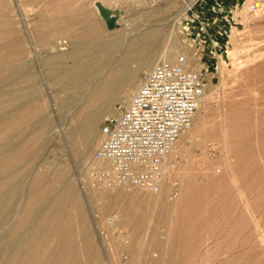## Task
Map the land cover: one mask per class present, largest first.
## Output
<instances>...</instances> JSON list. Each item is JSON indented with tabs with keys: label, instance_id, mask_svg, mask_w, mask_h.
Instances as JSON below:
<instances>
[{
	"label": "rangeland",
	"instance_id": "1",
	"mask_svg": "<svg viewBox=\"0 0 264 264\" xmlns=\"http://www.w3.org/2000/svg\"><path fill=\"white\" fill-rule=\"evenodd\" d=\"M165 1L100 0V3H105H101L104 6L101 10L102 14H100L101 11H96L95 7L88 6V0H0V22L5 21L4 17L6 16L12 18L13 26L17 25L16 27H18L19 24H23L19 25L18 28H27L26 32L28 31L27 33L30 35V39H28L30 43L27 42L30 46L27 45L30 48L28 59L33 72L39 75L38 84L44 92L43 96L48 101V113H51L50 116L52 115V121L47 124L50 127L46 126L48 131L51 129L52 133L49 134L47 131L46 137L39 138L33 146L35 154L29 159L28 162L30 163L27 162V165H25L26 169L29 168L30 171L33 169V172L29 174L30 176L27 175L25 184L28 185V180H31L34 173L38 171L40 173L44 172V175H47L46 180H50L48 182L43 180V183L53 181V184L57 186L63 184V181L57 179L61 172L65 175V178L67 177L66 181L70 182L69 179H75L74 183L73 180L71 182L77 187L79 186V188L75 187L83 197V208L86 211L83 222L78 218L79 225H89L92 228H90L91 235L93 236V233H95V242L98 239L99 247L101 250L103 249V254H106L104 257L107 261L112 260V264L118 262L122 264L123 262L118 261L120 256H117L121 253V244H116L119 242L112 239V237H116L115 234L119 229L125 230L127 225L132 226V220L137 217H144L145 227L143 226V229L149 228L150 230H146L147 234L145 236L144 231L141 229V234H139L142 236L143 233L144 238L140 235L137 237L143 238L141 242L144 248H147V244L150 243L148 241L151 232L154 231L161 239H166V233L172 232L176 240L170 241V243H173L175 248L181 247L179 253L183 251L182 255L189 252L193 253L197 249V254L194 252L195 256L194 253L192 255L189 253V258L183 259L185 255H181L182 258L178 257L179 261L180 259L185 261L183 264H264V242L262 240L264 239L262 237V232L264 233V0H255L260 3V9L256 10L254 8L249 13L242 11L243 6L249 0H178L179 2L175 6L177 8H172L174 10H171L166 16L159 12L151 16L141 15L143 7H165ZM7 3L8 7L6 6ZM38 7L39 13L48 18L54 15L79 17L83 19L82 26L90 19L95 20L97 18L105 29L107 25L104 24L103 20L106 18L105 15L109 14L113 15V18H116L117 21L123 20L130 22L131 25L135 24L133 26L136 27L137 32H142L152 25L162 26L165 32V41H163L162 46L178 39L187 47L190 53V57L187 56L190 67L203 70L205 76L204 90L207 95L205 103L203 102L197 111L194 138L186 142L187 145L184 146L182 151H178L175 156H169V159L175 162L174 168H176L172 175L175 176L177 173H181L177 180H180L183 184L182 195L180 194L174 200H170L166 198L167 195L162 196L157 193L159 196L157 199L155 197L156 200L154 201L153 194L155 193H153L147 201L137 204L140 207L138 210L132 211L137 208L133 196L146 192L138 190L131 193L124 189L109 188L110 190L106 189V191L111 192L112 190L113 192L108 194L103 191L104 189L98 181L95 180L96 182L93 183V179L90 181L87 178L89 171L85 167V163L89 156L84 157L85 162L83 163V157L77 154L78 142L75 130L78 128V123H74L72 119L74 113H79L84 101L80 103V106L79 101L78 104L76 102L73 107L71 106L72 108L69 106L72 109L70 111L68 105L63 103L66 92L62 91L53 82V77L47 74L43 65V58L47 54H51L47 51L58 53L60 50L67 51L71 47V35H55L50 39L51 47L49 46L48 49L43 48L44 43L38 41L29 32L39 19L33 12L31 13V9ZM18 14L20 17L23 16L20 18L17 16ZM198 14L200 19L205 21L209 28L213 29L212 31L222 33L218 35V53L214 57L209 56L208 51L204 52L203 57L199 53V50H205L208 47L210 50L211 45L209 42L199 45V40L195 38L199 27L196 19ZM10 15L11 17H9ZM14 15L18 21L14 18ZM13 18L15 21H13ZM209 19L210 22H208ZM104 21L106 22V19ZM116 25L113 28L107 26L106 29L112 33L124 27L123 22ZM55 28L59 30L58 25H54ZM50 48L52 49L50 50ZM234 49L236 54L232 55ZM180 53H182L181 55H187L183 54V50ZM156 64L157 62L151 68L142 69L138 73V83H141L143 73L152 69ZM131 66L135 67L136 63L132 62ZM55 86L59 89L56 90ZM0 87L2 89L3 86ZM119 102L121 101L114 100L111 105L112 108L115 103ZM4 108L5 106L2 109ZM108 110H110L108 106L103 109L99 122V134H97L98 143L90 157L94 155L101 141L102 119L109 112ZM69 130L74 133L67 134ZM52 134L53 136H51ZM76 146L77 150L73 149ZM34 155L36 158H33ZM33 160L35 162L39 161L38 164ZM31 165L35 166L32 167ZM36 166L39 168H35ZM81 171L82 173H79ZM74 174L75 178H73ZM79 174L87 176H84V178L80 176V178ZM80 179H82V184H80ZM85 179H88L90 183L88 184L89 181L87 180V183H85ZM56 181L61 183H55ZM86 185L87 187H85ZM110 194L113 198L110 197ZM106 198H109L107 202H105ZM110 201V208H104L101 204L106 203V207L109 206ZM128 202L130 204L134 202V204L128 206ZM165 202H168L167 207L171 208L170 215L167 216L162 211V209H165ZM126 207H129V211L123 210ZM97 208H101L102 211L100 212ZM108 208L112 210H108ZM105 209L111 212L105 213ZM97 211L100 214L103 212L102 218ZM112 211L114 212L112 213ZM110 214L117 215V224L114 228L102 221V219L106 221ZM158 214H162V216ZM159 217L164 219V223L160 222ZM157 219L160 223L157 222ZM100 221L102 224H99ZM157 225L162 226L158 227ZM98 226L100 229H98ZM260 229L262 230L260 231ZM92 231L94 232L92 233ZM126 234L128 235L127 232ZM156 234L152 235L153 239ZM129 236L131 241L135 240L133 236ZM152 237L150 240H152ZM173 237L172 239H174ZM112 241L115 244L112 245ZM164 242L167 243L166 240ZM95 244L97 245V242ZM109 244H111L110 247ZM115 245L116 247H114ZM114 248L116 250L119 248V251ZM183 248H185V251ZM188 248H192V251ZM207 249H209V252H207ZM110 251L116 252L113 256L114 258L117 256L116 259H113V253ZM191 256L193 257L191 258Z\"/></svg>",
	"mask_w": 264,
	"mask_h": 264
},
{
	"label": "bare ground",
	"instance_id": "2",
	"mask_svg": "<svg viewBox=\"0 0 264 264\" xmlns=\"http://www.w3.org/2000/svg\"><path fill=\"white\" fill-rule=\"evenodd\" d=\"M178 2V0H166V6L163 5L165 7H143V13H141V15L151 16L159 12L163 13V16H166L171 10L177 8H175V6H177ZM101 3L100 0H88V6L95 7L96 11L103 10L102 8L104 5L102 4L105 3ZM3 5L5 4L3 3ZM6 6L8 7V3ZM259 7L260 3L255 0H249L243 6L242 11L244 13H249L254 8L258 10ZM38 9L39 7L31 9V13L33 12L39 19L29 32H31L38 41L44 43L43 48L48 49L49 46L51 47L50 39L55 35H71L70 39H72V42L69 40L72 43L71 47L67 51L58 50V53L47 51V53L51 54H47L45 57L43 56V65L46 68L47 74L53 77V82L57 84L62 91L66 92V95L62 92L63 95H65V97H63V103L67 104L68 108L71 106L73 107L76 102V104H78V101L80 106V103L84 101L79 109L80 111L78 110L79 113H74L72 116L74 123H78V128L76 130L73 128L77 136L78 150L76 149L77 146L73 149L77 150V154L83 157L84 161H82L84 163V157L89 156L88 158L90 159L92 157V155L90 157V154L98 143L97 134H99V122L105 106L109 107L110 110L108 111L110 112L113 110L111 105L114 100H120L125 103L128 102L141 84L138 83V73L142 69L151 68L155 62H175L182 54L180 53L182 50L183 54H187L188 57H190V53L187 47L178 39L167 44L165 43L162 46L163 41H165V32L162 26H154L151 24L152 26L149 28L147 27L148 29L137 32L136 27L133 26L135 24L131 25L129 24L130 22L123 20L117 21L116 18H113V15L109 14L105 15L106 22L103 18V22L104 24L106 23L108 28H113V26L120 22H123L124 25L123 29L111 33L106 29L107 26H105L104 29L101 21L97 18H95V20L90 19L82 26L83 19L79 17L72 15H54L48 18L41 15ZM100 14H102V11ZM11 15L9 17H11ZM93 15L95 16V13ZM17 16H19V14ZM22 16L23 15H21V17ZM4 18L5 21L2 20L0 22V86H3L2 89H0V264H112V260L107 261L104 257L106 254H103V249L101 250L99 247L98 239L96 241L97 245L95 244V233L92 231V236L90 232L92 228L89 227V225H79L78 218L83 222L86 217V211L83 208V197H81V193L77 191V185L73 184L75 179H69L71 181L73 180V183L71 181H66L67 177L65 178V175L61 172L57 179L63 181V184L59 181L55 182L61 183V187V184L57 186L53 184V181H51L52 183L44 182V184L43 180H46L45 177H47V175L45 176L44 172L40 173L36 169L38 172H35L31 180H28V185L25 184L27 175L33 172V169L32 171H30L29 168L26 169L25 165H27L26 163L33 154H35L33 146L38 142L39 138L46 137L48 132L49 134L52 133L50 131L51 129L49 128L50 130L48 131V127H46L49 126L47 124L52 121V115L50 116L51 113H48V101L46 97L43 96L44 92L38 84L39 75L33 72L31 63L28 59V50L30 48L27 47V45L29 46L27 42H29L28 39H30V35L27 33L28 31L26 32L27 28H18L19 25L21 26L23 24H19L18 27L14 25V27L12 25V18H7L6 16ZM14 18L18 21L15 15ZM14 18L13 21H15ZM20 18L18 19L20 20ZM98 18L100 17L98 16ZM158 24L160 25V23ZM54 25H58L59 30L56 28L54 29ZM65 44L67 45V43ZM52 48H50V50ZM231 54H236L235 49L232 50ZM132 62L136 63L135 67L131 66ZM191 68L195 71L198 70L196 67ZM206 95V91L204 90L198 109L203 102L205 103ZM62 105L64 106V104ZM4 106L5 108L2 109ZM71 108L70 111L72 110ZM67 111L69 112V109H67ZM196 115L191 125L192 128L190 127L177 140L174 150L170 155L175 156L178 151L183 150L188 140L194 138ZM51 126L55 128V126ZM69 133L73 134L74 132H70L69 130L67 134ZM53 134L51 136H53ZM51 136L49 135V137ZM74 142L76 143L75 139ZM33 158H36L35 155ZM35 160L33 161L35 162ZM37 162L39 161L35 163ZM37 167L38 166L35 168ZM91 167L96 169H107L111 167V162L102 159L95 160ZM175 171L176 168L167 173L158 191L146 192L133 196V200L136 202L135 204L137 205L139 202L147 201L152 197L151 195L153 193H155L153 194L154 201L159 195H167L166 198L170 200H174L175 197L177 198L180 194L182 195L183 184L180 180H177L181 173H177L174 176L172 174ZM79 173H82V171ZM75 174L73 175L74 177H71L75 178ZM87 175L84 176H87L90 181L93 179V183L96 182L90 172H88ZM80 176L79 174V177ZM84 176L81 177L84 178ZM81 180L82 179L79 181L81 182ZM86 180L89 181L85 179V183H87ZM48 181L46 180V182ZM80 184H82V182ZM100 185L103 187V191L110 188L103 184ZM80 186L82 187V185ZM85 187H87V185ZM77 188H79V186ZM82 189L84 190L85 188ZM106 192L109 194L113 191ZM130 192L132 193L133 191ZM157 193L160 194L157 195ZM111 195L112 194H110V197L113 198ZM107 197L109 196L107 195ZM108 200L109 198H106L105 202ZM134 202H131V204H134ZM165 203V209H162V211H164V215L167 216L171 212V208L167 207L168 202ZM101 204L104 208H110L111 201L109 202V206L106 207V203L104 205L103 203ZM131 204L129 203L128 206ZM112 205H114V203H112ZM121 205L123 206V204ZM101 208H97V210L101 212ZM109 208L108 210H112ZM128 208L129 207H126V209L124 208L123 210L129 211ZM139 208L140 207L137 205V208H134L132 211H136ZM107 212L111 211H106L105 209V213ZM113 212L114 211H112V213ZM102 214H100L101 218L103 217ZM158 215L162 216V214ZM116 218V214H110L106 221H104V219H102V221L114 228L117 224ZM159 219L160 222L164 220L160 217ZM159 219H157V222H159ZM143 222L144 217H137L132 220V226L127 225V228L124 227L128 235L135 238L133 241H131L130 236L128 237L124 229H119L118 232H116V237L114 236L116 239L112 237V239L119 242L116 244H121V253L120 255L117 254L118 257L120 256L118 261H123L122 264H179L182 259L179 261L178 257H181L183 251L179 253L181 247L178 248L176 246L177 249L173 247V243H170V241L176 240L172 232L166 233V239L159 238L154 231V233L151 232V237L153 234H156L154 239L152 237V240H150V237L148 241L150 243L147 244L149 247L147 245V248L143 247L141 242L144 238L143 235L145 234L146 236L149 230V228H146L147 231L143 229V226L145 227ZM99 224H102L101 221ZM102 228L104 229V227ZM98 229H100V227ZM141 229L144 231V234L142 233L143 238L140 239V237H137L141 234ZM261 230L262 229H260V231ZM263 234L262 232V237L264 238ZM172 237L174 239H172ZM165 240L167 243L164 242ZM262 240L264 242V239ZM113 244L115 243L112 241V245ZM110 245L111 244H109V247ZM114 247H116V245ZM112 249L111 246V250ZM118 249L119 248H117V250ZM184 249L185 248H183V250ZM191 249L189 250L192 251ZM194 252L197 254V249ZM207 252H209V249H207ZM111 253H113V251ZM189 253L190 255L193 254L192 252ZM189 253H186L187 256L183 254L185 255L183 259H186V257L189 258ZM114 254H116L115 251L113 255L111 254L112 257ZM116 257H113V259H116ZM192 257L193 256H191V258ZM176 261L177 263H175ZM184 262L183 260L181 264ZM116 264L121 263L118 262Z\"/></svg>",
	"mask_w": 264,
	"mask_h": 264
},
{
	"label": "built area",
	"instance_id": "3",
	"mask_svg": "<svg viewBox=\"0 0 264 264\" xmlns=\"http://www.w3.org/2000/svg\"><path fill=\"white\" fill-rule=\"evenodd\" d=\"M199 45L214 57L218 35L196 15ZM210 22V19L208 20ZM207 22V23H208ZM203 70H192L187 55L175 62L161 61L144 72L142 81L128 102L115 103L102 119L101 141L85 166L104 186L127 191L156 192L175 162L169 159L177 140L191 127L204 94ZM111 162L110 168L91 167L95 160Z\"/></svg>",
	"mask_w": 264,
	"mask_h": 264
}]
</instances>
